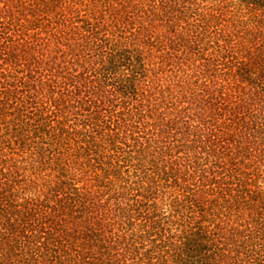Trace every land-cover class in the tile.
I'll return each mask as SVG.
<instances>
[{
  "label": "trees",
  "instance_id": "obj_1",
  "mask_svg": "<svg viewBox=\"0 0 264 264\" xmlns=\"http://www.w3.org/2000/svg\"><path fill=\"white\" fill-rule=\"evenodd\" d=\"M0 264H264V0H0Z\"/></svg>",
  "mask_w": 264,
  "mask_h": 264
}]
</instances>
